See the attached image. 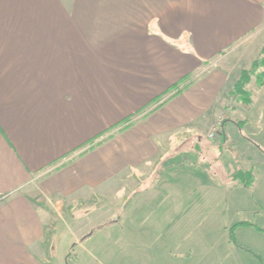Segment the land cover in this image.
Segmentation results:
<instances>
[{"label":"crops","instance_id":"obj_1","mask_svg":"<svg viewBox=\"0 0 264 264\" xmlns=\"http://www.w3.org/2000/svg\"><path fill=\"white\" fill-rule=\"evenodd\" d=\"M263 30L264 0H0V264H51L53 202L106 197L129 183V194L156 190L180 169L194 184L184 163L162 166L195 136L186 151L199 159L203 121L214 120L226 88L235 110L232 88L257 59V48L242 46ZM257 81L249 93L264 89ZM233 119L221 124L224 147ZM243 127L244 146L264 158V140ZM238 154L230 180L246 176L250 196L264 200V171L258 178L252 155ZM255 205L252 219L228 230L234 244L257 241L249 249L264 245V206ZM259 255L230 264H264Z\"/></svg>","mask_w":264,"mask_h":264},{"label":"rangeland","instance_id":"obj_2","mask_svg":"<svg viewBox=\"0 0 264 264\" xmlns=\"http://www.w3.org/2000/svg\"><path fill=\"white\" fill-rule=\"evenodd\" d=\"M244 48L248 51L257 48V58L264 62V30L246 42ZM235 59L230 61L234 63ZM210 66L211 61L205 62L202 72ZM199 72L189 80L202 74ZM250 90L248 107L232 92L235 98L232 101L240 102L237 106L234 102V110L226 88L209 113L214 120L203 121L199 131V159L197 151L196 155L186 151L197 140L196 136L177 153L174 159L180 162L177 165L184 163L197 172L194 184L183 181L180 169L176 180L159 183L156 190L129 194L136 186L129 183L126 189H113L106 197L90 195L74 201L53 202L49 207L56 216V233L51 238L55 255L51 264H230L235 257L261 254L264 258V245L249 249L244 244L257 243L251 240L234 244V236L228 231L232 223L252 219L251 209L256 207V201L260 207L264 206L263 199H254L244 188L246 176L230 180L242 161L238 153L252 155L251 163L246 164L258 169V178L264 171V158L256 157L253 148H246L240 135L243 124L238 120L249 121L248 127H243L247 135L258 142L264 140V89L252 86ZM232 118H236L235 124L225 122L224 147L221 124ZM258 120H262V128ZM213 128L216 129L214 136L209 138ZM177 139L181 142L183 136L178 135ZM217 145L224 148L219 152ZM197 159L202 165L195 164ZM142 173L145 185L141 187L151 186L146 183L151 172L144 169Z\"/></svg>","mask_w":264,"mask_h":264},{"label":"trees","instance_id":"obj_3","mask_svg":"<svg viewBox=\"0 0 264 264\" xmlns=\"http://www.w3.org/2000/svg\"><path fill=\"white\" fill-rule=\"evenodd\" d=\"M261 66H264V62L260 61L258 58L255 59L251 65V67L248 70H242L240 72L239 78L237 79V81L234 84L233 90L232 92L234 94H237L240 97V101H242L244 105H248L250 104V93L246 90V85L247 83L250 81L251 77L253 75L256 74L257 76V84L259 86L264 84V71L258 73L257 71L259 70V68ZM263 80V81H262ZM191 80H189V77H186L184 79H182L181 81L175 83L174 85L171 86L170 90H171V94H176L177 92H180L181 88L185 87L187 85V83H189ZM237 124L239 125V122H237ZM179 164V161L176 160H171L168 163L163 164L162 168H165L167 166V164L171 165V164ZM162 170V169H161ZM241 175H245L244 172L241 173ZM231 237H232V232H230Z\"/></svg>","mask_w":264,"mask_h":264},{"label":"built area","instance_id":"obj_4","mask_svg":"<svg viewBox=\"0 0 264 264\" xmlns=\"http://www.w3.org/2000/svg\"><path fill=\"white\" fill-rule=\"evenodd\" d=\"M215 128L212 129V131L210 133H208V137L212 138L214 136V132H215Z\"/></svg>","mask_w":264,"mask_h":264}]
</instances>
